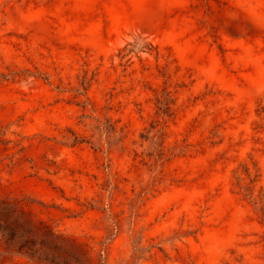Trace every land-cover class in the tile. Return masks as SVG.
Instances as JSON below:
<instances>
[{"label":"rangeland","instance_id":"374dc122","mask_svg":"<svg viewBox=\"0 0 264 264\" xmlns=\"http://www.w3.org/2000/svg\"><path fill=\"white\" fill-rule=\"evenodd\" d=\"M0 264H264V0H0Z\"/></svg>","mask_w":264,"mask_h":264}]
</instances>
